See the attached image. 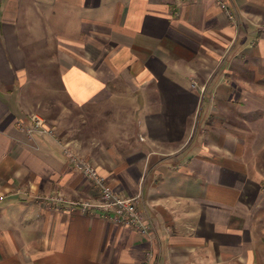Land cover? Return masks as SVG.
Instances as JSON below:
<instances>
[{
  "label": "crops",
  "instance_id": "obj_1",
  "mask_svg": "<svg viewBox=\"0 0 264 264\" xmlns=\"http://www.w3.org/2000/svg\"><path fill=\"white\" fill-rule=\"evenodd\" d=\"M224 2L235 20L219 0H0V264H264V0ZM52 37L70 107L111 110L98 167L151 237L72 209L97 191L18 125L27 43Z\"/></svg>",
  "mask_w": 264,
  "mask_h": 264
},
{
  "label": "rangeland",
  "instance_id": "obj_2",
  "mask_svg": "<svg viewBox=\"0 0 264 264\" xmlns=\"http://www.w3.org/2000/svg\"><path fill=\"white\" fill-rule=\"evenodd\" d=\"M52 38L49 44L41 41L27 43L30 49L29 81L23 93L24 104L30 113L26 117L33 114L43 116L56 129L60 138L72 141L80 154L92 159L99 166L96 159V149L100 148L97 136L101 140L109 132L108 141L112 142L111 129L106 132L107 122L112 115H105L111 110L104 105H88L85 110L75 105L70 107L60 78L58 41L55 37ZM211 101L214 103L215 100ZM103 110L106 111L103 113ZM202 121L204 120H198L197 117L195 122L198 124Z\"/></svg>",
  "mask_w": 264,
  "mask_h": 264
},
{
  "label": "built area",
  "instance_id": "obj_3",
  "mask_svg": "<svg viewBox=\"0 0 264 264\" xmlns=\"http://www.w3.org/2000/svg\"><path fill=\"white\" fill-rule=\"evenodd\" d=\"M219 2L225 7L229 18L235 20L237 17L235 12L228 8L224 0H219ZM191 86L193 89L200 92L201 100H204V97L207 95L208 86L201 85L196 79L192 80ZM18 125L30 139L36 136H51L57 138L71 166L84 173L92 187L97 191V197L94 200L70 202L72 209H81L83 211L95 209L102 212V214L115 223L134 227L147 237L153 235V222L145 216L140 207L142 202L141 194L125 196L118 193L101 173L97 164L92 159L80 154L71 141L60 138L56 129L51 127L43 116L39 114L30 115L29 117L21 119ZM52 199L56 201H66L60 196H55ZM154 258V253H149L148 261L145 264H151Z\"/></svg>",
  "mask_w": 264,
  "mask_h": 264
}]
</instances>
